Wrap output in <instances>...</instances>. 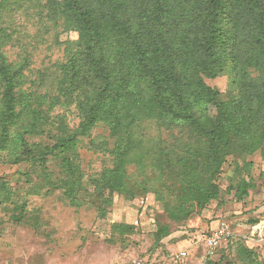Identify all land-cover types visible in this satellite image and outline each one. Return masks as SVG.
Listing matches in <instances>:
<instances>
[{"label": "trees", "instance_id": "16d2710c", "mask_svg": "<svg viewBox=\"0 0 264 264\" xmlns=\"http://www.w3.org/2000/svg\"><path fill=\"white\" fill-rule=\"evenodd\" d=\"M7 4L0 0V44L9 37L1 26ZM46 7L52 21L63 20L65 30L77 33L80 46L60 67L51 108L60 96L76 102L80 132L101 124L113 139L105 149L112 166L91 184L98 219L109 213L106 192L132 194L130 164L147 173L133 191L164 189L170 195L160 199L164 212L183 223L218 198L217 177L235 150L242 156L260 151L264 158V0H47ZM225 67L238 94L221 100L205 79ZM23 69L0 51V154L12 164L31 156L25 136L37 134L44 121L43 112L32 109L41 98L21 88ZM25 119L28 125L11 140V128ZM152 128L176 129L188 138L166 143ZM76 144V136L67 135L39 151L40 159L59 158L65 185L73 180L68 155ZM247 188L241 182L235 196L242 198ZM0 192L9 196L4 183ZM131 229L109 224L110 235ZM170 234L159 227L155 243ZM221 246L203 263L215 264Z\"/></svg>", "mask_w": 264, "mask_h": 264}, {"label": "rangeland", "instance_id": "374dc122", "mask_svg": "<svg viewBox=\"0 0 264 264\" xmlns=\"http://www.w3.org/2000/svg\"><path fill=\"white\" fill-rule=\"evenodd\" d=\"M46 1L8 0L1 14V26L9 37L0 44V51L9 63L24 64L21 88L41 98L32 109L42 111L44 121L37 134L25 136L24 147L31 150L28 159L12 164L6 152L0 154V183L9 193L6 197L0 192V264H170L171 254L185 248L190 251L187 264H204L203 246L200 243L195 251L190 242L220 223L232 236L227 245L223 241L213 258L215 264H263L264 158L260 151L242 156L235 150L228 156L217 177L218 198L186 222L168 219L160 202L170 197L164 189L161 193L156 189L140 194L133 191L147 173L132 164L126 170L132 194L106 192L111 201L109 213L103 220L97 218L99 199L92 179L112 166L105 149L112 148L113 139L101 124L81 133L76 102L60 96V103L51 108V99L58 95L60 67L80 46L77 33L65 30L63 20L52 21ZM205 82L221 100L238 94L228 67ZM28 123L25 119L12 127L11 140ZM152 132L166 143L188 138L176 129L152 128ZM67 135H75L77 144L68 155L73 180L65 185L59 158L46 154L40 159L39 151ZM241 182L248 185L247 194L238 199L235 192ZM163 183L171 185L164 179ZM112 223L132 229L110 235ZM162 226L171 234L155 243L154 234Z\"/></svg>", "mask_w": 264, "mask_h": 264}, {"label": "built area", "instance_id": "2783aa9c", "mask_svg": "<svg viewBox=\"0 0 264 264\" xmlns=\"http://www.w3.org/2000/svg\"><path fill=\"white\" fill-rule=\"evenodd\" d=\"M232 235L225 224L220 223L215 229L207 230L206 232H201L200 236L191 240L190 248H197L200 243L203 246L204 252L201 255L204 261L207 257L213 256L215 250L230 238ZM190 251L188 249H180L171 254L170 264H183L189 258ZM134 264H140L136 262Z\"/></svg>", "mask_w": 264, "mask_h": 264}, {"label": "crops", "instance_id": "0c3cea01", "mask_svg": "<svg viewBox=\"0 0 264 264\" xmlns=\"http://www.w3.org/2000/svg\"><path fill=\"white\" fill-rule=\"evenodd\" d=\"M191 226V225H190ZM199 227V225L197 224L196 226H195V228H198ZM185 249H187V248H185ZM198 248H195L194 250L196 251Z\"/></svg>", "mask_w": 264, "mask_h": 264}]
</instances>
